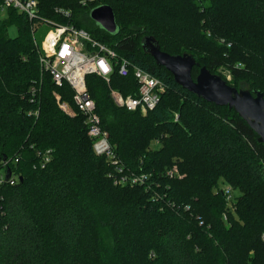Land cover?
Wrapping results in <instances>:
<instances>
[{
	"label": "trees",
	"instance_id": "16d2710c",
	"mask_svg": "<svg viewBox=\"0 0 264 264\" xmlns=\"http://www.w3.org/2000/svg\"><path fill=\"white\" fill-rule=\"evenodd\" d=\"M36 1L32 21L14 8L0 21V158L19 156L22 176L0 189V264H264V146L234 110L189 93L143 50L152 37L163 53L194 56V80L202 67L216 74L226 49L246 64L235 80L264 96V0ZM101 5L113 9L117 36L90 19ZM48 21L73 23L167 85L143 115L110 97L111 89L137 97L132 75L86 79L124 173L146 174L147 186L115 185L85 117L61 110L57 97L75 109L73 91L42 71L32 32ZM46 150L51 163L35 168ZM173 165L183 179L165 177ZM220 181L239 193L235 216L215 191Z\"/></svg>",
	"mask_w": 264,
	"mask_h": 264
},
{
	"label": "built area",
	"instance_id": "2783aa9c",
	"mask_svg": "<svg viewBox=\"0 0 264 264\" xmlns=\"http://www.w3.org/2000/svg\"><path fill=\"white\" fill-rule=\"evenodd\" d=\"M0 17L8 8H14L18 13L25 14L31 21L36 18L39 4L36 0H1ZM65 16L69 12H62ZM51 27L43 42L45 52L40 56L41 69L52 75V80L57 87L64 83L73 91V102L75 109L71 110L68 103H61L57 97L59 106L64 113L74 115L75 112L85 117L88 136L92 142L94 154L107 159L114 169V184L118 186H147L149 177L146 174L124 173L123 166L114 152L112 144L108 140L107 133L102 129L101 118L96 111L94 102L86 84L89 76L97 75L107 84L114 71L120 77L133 76L137 86V97L125 96L118 90L111 89L110 97L114 104L128 112L139 111L143 115L152 112L165 94L167 85L149 72L138 66H133L126 58H119L115 51L107 45L94 39L86 30L76 27L73 23L57 24L48 21L45 23ZM35 94L34 91H32ZM34 112V115H38ZM33 115L30 113L29 115ZM178 116H176V119ZM51 150L38 152V165L35 168H46L51 163ZM21 158H0V189L15 186L21 183L22 176L18 170ZM10 171V178L7 180V173ZM168 179H183L182 173L177 165H173L165 171ZM231 186H222V194L225 197L228 207L233 208L235 194ZM0 200L2 198L0 197ZM2 213V211L0 210ZM264 239V236H263Z\"/></svg>",
	"mask_w": 264,
	"mask_h": 264
},
{
	"label": "water",
	"instance_id": "95a60500",
	"mask_svg": "<svg viewBox=\"0 0 264 264\" xmlns=\"http://www.w3.org/2000/svg\"><path fill=\"white\" fill-rule=\"evenodd\" d=\"M89 17L99 29L112 36L119 34L116 16L109 5L91 9ZM144 42L145 54L153 57L157 66L168 70L177 85L207 103L234 110L255 131L258 142L264 146V96L262 92L251 93L250 91L237 90L205 67L200 68L199 75L193 80V68L199 67L194 56L186 54L171 56L163 53L152 37L145 39ZM9 176L10 171L7 173V180H9Z\"/></svg>",
	"mask_w": 264,
	"mask_h": 264
},
{
	"label": "rangeland",
	"instance_id": "374dc122",
	"mask_svg": "<svg viewBox=\"0 0 264 264\" xmlns=\"http://www.w3.org/2000/svg\"><path fill=\"white\" fill-rule=\"evenodd\" d=\"M6 12V11H5ZM5 12L2 14V16L0 17V21L2 19H4V15H5ZM90 26V25H89ZM91 26H94V25H91ZM90 26V27H91ZM49 30H51V27L50 26H47L45 23H34L33 27H32V32L34 34V38H35V41L38 43V45L40 46V50H41V55L44 54L45 52V47L43 46V42L45 40V38L47 37L48 35V32ZM8 32L10 34V36L12 38L16 37L17 36V31H16V28L15 26H11L9 29H8ZM219 54V57H217L219 59V61L223 62V65L221 68H219L214 74V75H218L219 77H221L222 80H225L226 82H230L232 84H235L236 87H237V90H244V91H249V88L247 87V83L243 80H235V76L233 74L234 72V68L235 69H239V71L243 70V69H246V64L245 63H240V62H235L237 59L234 58L230 52L226 49H222L221 52L218 53ZM235 62V63H234ZM203 63V62H202ZM204 64V63H203ZM233 67V68H230V67ZM201 71V69H200ZM199 71V73H200ZM213 74V73H212ZM199 75V74H198ZM70 106V105H69ZM70 109L71 110H74L71 106H70ZM155 145V144H154ZM153 145V146H154ZM262 162V165H263V168H264V160L261 161ZM225 185H229L230 184H227V183H224L222 181L219 182V187L215 190L216 192H221L222 194V186H225ZM232 187V186H231ZM235 197L239 195L238 192H235ZM234 197V198H235ZM236 199V198H235ZM229 211L235 216L236 215V207L234 206L233 208H229ZM227 219H228V213L227 214H224V221L227 222ZM264 236V235H263ZM264 240V239H263Z\"/></svg>",
	"mask_w": 264,
	"mask_h": 264
}]
</instances>
